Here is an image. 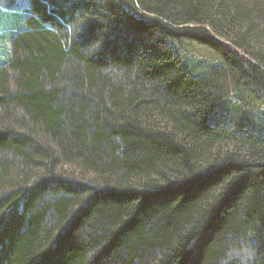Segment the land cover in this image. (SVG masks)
<instances>
[{
	"label": "trees",
	"instance_id": "16d2710c",
	"mask_svg": "<svg viewBox=\"0 0 264 264\" xmlns=\"http://www.w3.org/2000/svg\"><path fill=\"white\" fill-rule=\"evenodd\" d=\"M14 2L0 264H264V0Z\"/></svg>",
	"mask_w": 264,
	"mask_h": 264
},
{
	"label": "rangeland",
	"instance_id": "374dc122",
	"mask_svg": "<svg viewBox=\"0 0 264 264\" xmlns=\"http://www.w3.org/2000/svg\"><path fill=\"white\" fill-rule=\"evenodd\" d=\"M13 7L8 8L11 12H14L15 10H24L27 6L26 2H23V0H14ZM7 4V0H0V8H4ZM6 21L11 24H16V20L14 16H11L10 13L6 14ZM16 31L11 29V26H7L6 28H0V47H8L5 48L7 50L6 55H8L10 51V46L7 44V42L2 40V38L6 39V36L11 33L12 37L14 36ZM10 36V35H9ZM182 53H185V55L191 60V61H202L204 64H214L218 62V59L216 56H214L213 52H211L209 49L205 47H200L196 44H185L181 49ZM2 52V48H0V54ZM2 58V57H0ZM3 59V58H2ZM254 108L261 111L262 116H264V103H255ZM248 255V253H246Z\"/></svg>",
	"mask_w": 264,
	"mask_h": 264
}]
</instances>
